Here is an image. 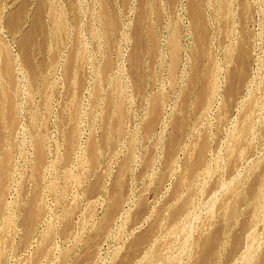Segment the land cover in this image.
Segmentation results:
<instances>
[{"label":"rangeland","instance_id":"rangeland-1","mask_svg":"<svg viewBox=\"0 0 264 264\" xmlns=\"http://www.w3.org/2000/svg\"><path fill=\"white\" fill-rule=\"evenodd\" d=\"M0 264H264V0H0Z\"/></svg>","mask_w":264,"mask_h":264}]
</instances>
